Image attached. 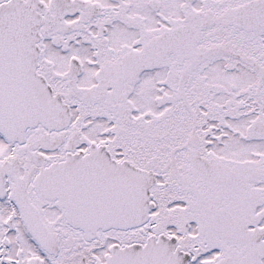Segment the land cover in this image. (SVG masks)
<instances>
[{
  "label": "snow or ice",
  "instance_id": "obj_1",
  "mask_svg": "<svg viewBox=\"0 0 264 264\" xmlns=\"http://www.w3.org/2000/svg\"><path fill=\"white\" fill-rule=\"evenodd\" d=\"M0 264H264V0H0Z\"/></svg>",
  "mask_w": 264,
  "mask_h": 264
}]
</instances>
